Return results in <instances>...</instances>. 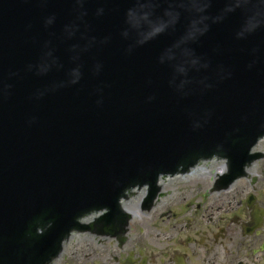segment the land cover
Returning <instances> with one entry per match:
<instances>
[{
	"label": "water",
	"instance_id": "obj_1",
	"mask_svg": "<svg viewBox=\"0 0 264 264\" xmlns=\"http://www.w3.org/2000/svg\"><path fill=\"white\" fill-rule=\"evenodd\" d=\"M263 134L264 0H0V264H46L75 215L202 152L231 180Z\"/></svg>",
	"mask_w": 264,
	"mask_h": 264
},
{
	"label": "flooded vegetation",
	"instance_id": "obj_2",
	"mask_svg": "<svg viewBox=\"0 0 264 264\" xmlns=\"http://www.w3.org/2000/svg\"><path fill=\"white\" fill-rule=\"evenodd\" d=\"M235 183L221 189L209 178L200 179L194 184L198 188L207 186V195L201 194L204 199L193 201L191 192L187 197L180 196L175 200L179 211L173 213L165 203L158 206L159 197L164 195L158 189L149 205L138 206L136 200L124 203L122 209L127 215L116 234L113 224V235L100 236L109 228L99 223L95 264H264V181L260 184L252 177L246 185ZM244 187L252 192L255 189L249 194L261 211L253 213L244 208L249 195L244 198ZM206 198L212 199L210 209L201 213ZM242 201L243 207L238 210ZM139 210L146 214L134 221L139 219ZM75 235L67 237L51 264L62 263L63 253ZM85 257L88 260L89 256Z\"/></svg>",
	"mask_w": 264,
	"mask_h": 264
},
{
	"label": "rangeland",
	"instance_id": "obj_3",
	"mask_svg": "<svg viewBox=\"0 0 264 264\" xmlns=\"http://www.w3.org/2000/svg\"><path fill=\"white\" fill-rule=\"evenodd\" d=\"M264 165V161L262 158V161L260 163L258 173L260 172V168ZM264 181L262 176H259L257 178V182L260 184ZM240 189L241 187L238 186ZM255 192V189L253 190ZM201 194L199 195L200 199ZM173 212L175 211L173 208H171ZM79 236V235H78ZM77 236V237H78ZM96 254H99V242L95 240V236L91 235L89 232H82L80 233V239L79 240H73V245H71V248L65 252L63 255V259L61 260L64 262V264H95L98 262L96 259ZM85 256H91L90 260H87Z\"/></svg>",
	"mask_w": 264,
	"mask_h": 264
},
{
	"label": "bare ground",
	"instance_id": "obj_4",
	"mask_svg": "<svg viewBox=\"0 0 264 264\" xmlns=\"http://www.w3.org/2000/svg\"><path fill=\"white\" fill-rule=\"evenodd\" d=\"M245 182H246V180L244 179V180H242V181H240V182H238V183H236V185H243V184H245ZM95 238H98L99 239V237H95ZM107 238V237H106ZM70 244H72V243H70ZM69 244V249L71 248V245ZM57 261V260H56ZM56 261H55V263H56Z\"/></svg>",
	"mask_w": 264,
	"mask_h": 264
}]
</instances>
